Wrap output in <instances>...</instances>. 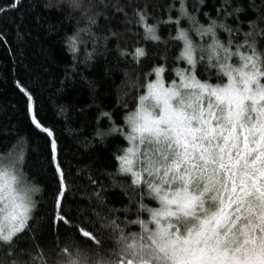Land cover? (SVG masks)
Instances as JSON below:
<instances>
[{"label": "snow or ice", "instance_id": "1", "mask_svg": "<svg viewBox=\"0 0 264 264\" xmlns=\"http://www.w3.org/2000/svg\"><path fill=\"white\" fill-rule=\"evenodd\" d=\"M21 2L12 0L0 14ZM241 10L230 13L224 8L226 15ZM136 15L145 38L159 40L147 13ZM187 15L181 0V17ZM258 20L264 22V10ZM165 22L177 25L173 39L183 41L177 59L185 60L188 67L175 70L177 79L170 81L163 79V65L155 67V81L146 85L147 93L138 97L135 110L125 117L130 131L110 130L125 135L131 145L116 159L118 172L131 177L136 219L97 213L96 220L85 217L77 223L64 209L68 189L57 141L37 119L38 110L32 103L31 121L49 137V162L57 175L53 226L74 228L97 246L77 248L70 264H264V45L258 47V40H264V28L249 21L252 27L243 33V40L236 41L239 28L211 20L207 27L195 29L201 37H210L198 54V46L179 27V18ZM217 28L228 33L227 41L219 39ZM69 45L75 52L77 38L70 37ZM121 54L132 55L137 63L147 55L142 47ZM198 62L217 70L215 83L197 77ZM27 99L32 102L30 94ZM102 115L111 119L107 112ZM5 168L14 173L11 182ZM12 182L21 189L19 201ZM32 191L22 182L16 160L0 155V213L7 209L10 218L7 229L0 226V243L15 248L14 239L26 229L31 231ZM96 195L99 199L100 194ZM145 199L159 206H149ZM124 211L127 215L132 208ZM142 213L149 218H140ZM131 225H138L140 231H131ZM105 233L115 243L110 254L102 253ZM37 249L35 256L30 252L27 260L13 264H66L61 255L48 261ZM67 251L65 246L62 253ZM0 264L7 262L0 259Z\"/></svg>", "mask_w": 264, "mask_h": 264}, {"label": "trees", "instance_id": "2", "mask_svg": "<svg viewBox=\"0 0 264 264\" xmlns=\"http://www.w3.org/2000/svg\"><path fill=\"white\" fill-rule=\"evenodd\" d=\"M183 2L185 17H181V0H22L15 9L0 14V155L16 160L21 179L34 189V207L28 220L31 231L26 229L14 239L15 248L0 243V259L7 264L27 260L30 252L35 256L37 246L48 261L61 255L65 246L97 247L74 228L53 226L57 175L49 162V137L30 118L33 102L37 119L57 141L68 189L64 209L77 223L85 217L96 220L97 213L120 220L136 219L131 177L118 172L116 159L129 143L125 135L110 130L123 128L126 134L125 117L155 78V67L163 65L170 81L176 78L174 69L185 64L177 59L183 50V42L173 39L177 25L165 21L179 18V27L195 43L199 41L195 29L207 27L211 20L239 28L236 41L243 40V33L252 27L249 21L264 28V22L258 20L264 0ZM11 3L0 0V9H8ZM225 7L230 13L242 10L226 15ZM138 11L147 13L159 40L145 38ZM216 32L221 41L229 39L224 30L217 28ZM70 37L77 38L75 52L70 49ZM262 45L264 40H258V47ZM136 47L147 53L139 63L132 55L121 54ZM216 71L204 62L196 65L201 80L210 78L215 83ZM29 94L32 102L27 99ZM104 112L111 119L103 116ZM98 131L103 135H97ZM144 203L159 206L152 199ZM126 208H132L127 215ZM140 218L149 216L142 213ZM130 230L138 232L140 227L131 225ZM113 248L114 241L105 233L102 253L110 254Z\"/></svg>", "mask_w": 264, "mask_h": 264}, {"label": "clouds", "instance_id": "3", "mask_svg": "<svg viewBox=\"0 0 264 264\" xmlns=\"http://www.w3.org/2000/svg\"><path fill=\"white\" fill-rule=\"evenodd\" d=\"M4 171L8 172V180L11 182V177L14 174L10 169L5 168ZM13 183V187H17L15 182ZM21 192V189L17 187V200L19 201V193ZM9 207H11V205L9 204ZM7 209L5 210L4 213H0V226L4 227L5 229L8 228L9 223H10V218L7 215ZM82 249V248H81ZM76 250L73 247L69 246L68 247V251L67 253H62L61 254V258L63 261L66 262V264H70L71 260L76 259ZM90 259H91V254H89Z\"/></svg>", "mask_w": 264, "mask_h": 264}, {"label": "rangeland", "instance_id": "4", "mask_svg": "<svg viewBox=\"0 0 264 264\" xmlns=\"http://www.w3.org/2000/svg\"><path fill=\"white\" fill-rule=\"evenodd\" d=\"M197 37L199 38L198 40V42H193L195 45H197L198 46V54H199V47H202V46H204L205 45V43L207 42V41H209V39H210V37H208V36H204V37H201L200 35H199V33L197 32ZM190 38V37H189ZM183 42V41H182ZM181 61H183L185 64L182 66H179L180 68H176V69H174V72H175V70H177V69H185V68H187L188 67V65H187V63H186V61L185 60H183V59H181ZM155 79H156V75H155V78L153 79V80H151L150 81V83L151 82H154L155 81ZM163 79L165 80V81H168L167 80V78L165 77V75H164V73H163ZM175 79H177V77L175 78ZM147 93V91L144 93V94H146ZM143 94V95H144ZM135 110V109H134ZM133 110V111H134ZM130 131V128L127 126V132H129ZM126 132V133H127ZM129 143V142H128ZM129 146H131L130 144L128 145V147ZM20 171H18V173H19ZM20 175V174H19ZM21 178V177H20ZM22 180V179H21ZM22 182H23V180H22ZM25 183V182H24ZM27 185V184H26ZM31 198H32V200H33V195H32V192H31ZM33 209V208H32Z\"/></svg>", "mask_w": 264, "mask_h": 264}]
</instances>
